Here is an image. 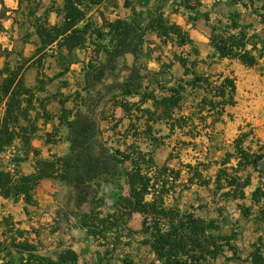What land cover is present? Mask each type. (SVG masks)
Here are the masks:
<instances>
[{"label":"trees","instance_id":"16d2710c","mask_svg":"<svg viewBox=\"0 0 264 264\" xmlns=\"http://www.w3.org/2000/svg\"><path fill=\"white\" fill-rule=\"evenodd\" d=\"M25 1L31 26L38 35L40 44L32 57H25L21 51L16 52L17 58L8 60L0 70V103H5L6 107L4 115L0 117V153L5 152L15 140H20L24 151L23 156L14 157V171L0 167V196H23L25 203L30 205L36 203L35 191L45 178L72 186L79 206L86 202L92 203L91 210L83 215L80 227L87 230L103 251L96 250L91 258L83 259L82 254L73 249L71 244L67 245L61 239L56 244L45 241L44 236L56 233L58 226H26L8 218L2 223L0 232V264H111L118 255L122 256V264H137L131 254L126 252L131 243L123 240L126 236L136 234L143 236L141 243L149 246L154 254V258L146 257L145 264H218L221 257L226 259L222 264H229L233 260L236 264H264L262 238L243 257L237 246L219 232V221L204 220L191 211H182L176 200L169 202L171 192L179 185H182L183 190L189 188L188 183H210V180L203 179L202 169H205L206 164H183L191 177L186 184H182L178 183L181 169L175 170L168 164L157 166L154 162L155 149L165 141L163 136L157 135L152 123L165 118L171 121V133L176 127L182 130L190 126L187 134L193 138L198 135V124L194 125L192 115L173 116L175 110L181 108L185 85L193 89L205 87L208 90V95L201 99L197 108L200 124L208 128V117H212V124L217 123L221 121L226 106L236 104L235 79L225 77L222 81L214 82L210 76L194 71L193 78L186 84L168 88L158 83L161 91L168 93L158 97L156 89H151L152 79L145 82L150 73L142 75L140 68L134 66L127 81L120 85L121 95L125 98L122 101L115 100L114 104L123 108L127 117L132 118L135 112L146 114V128L143 132L137 128L134 131L130 129L120 134L122 137L115 141L111 136L106 137V130L102 128V122L109 119L105 110L98 111L102 94L98 93L93 99L91 96H83L82 91L91 90L100 83L117 58L141 49L148 33L158 32L168 38L171 35L179 46H183L193 43L187 30L165 17L160 2L150 6L149 1L125 0V5L132 9L131 16L115 20L103 17L102 25L99 26L90 12L93 5L101 4L104 0H64L62 6L57 4V0H52L41 14V0H19V9ZM192 1L199 0H182L177 10L181 6L189 8ZM253 1L242 3L248 7ZM1 3L6 9L3 0ZM52 12L63 16L60 24L51 23L49 16ZM257 13L264 24V7L262 12L257 10ZM206 16L209 19L208 14ZM239 27L234 19L227 25L218 21L213 26L211 43L220 58L239 59L248 66L257 65L264 58V37L254 35L251 40L248 26L242 27L237 33L232 31ZM32 35V32H27L26 39ZM108 36L110 40L105 43ZM248 44H251V48H248ZM91 45L94 49L85 72V86L81 87L80 82H77V89L70 94H64L60 90L55 93L47 92L48 86L68 71L66 64L76 60L73 52L79 48L87 49ZM101 52L107 56L104 63L99 62ZM6 55L9 58L12 53L6 50ZM49 57L59 60L65 66L64 69L54 75L47 74L46 63ZM178 59L183 66H188L187 58L179 56ZM32 66L38 69L37 83L28 86L25 76ZM189 73L187 68L186 74ZM69 86L70 81L61 82V87ZM131 95H140L141 99L138 102L126 100ZM72 97L74 106L68 107L67 103ZM55 100L61 105L60 124L66 125L70 130V150L64 155L55 153L42 158L40 150L33 147L32 139L38 131L39 118L51 119L53 116L48 105ZM147 100L153 101L155 110L142 108ZM79 101L86 107L85 111L79 106ZM142 117L143 115L135 116L138 121ZM111 119L115 121L114 127H118L121 119L114 115ZM130 131L136 138L144 134L150 139L151 147L144 150L136 141L127 143L126 135ZM245 137L246 134H242L236 139L235 152L227 154L222 161L223 167L217 173L216 190L227 187L233 189V193L223 192V197L232 196L234 199L245 200V189L251 185L252 177L250 173L246 177L241 176L240 172L247 171L248 167L262 171L260 164L264 153L246 149ZM121 139L123 142H120ZM30 152L35 156L34 171L25 174L18 167L27 161ZM231 158L238 159L236 166H227ZM262 173L264 175V171ZM104 175L124 176L130 189L128 196L120 195L115 200L114 211L106 214L102 211L106 199L104 195H100V180ZM149 196L151 199H148ZM250 199V205L238 204L242 215L250 217L255 214L264 223L263 180L252 192ZM135 212L144 217L140 231L128 227ZM227 252H232V255H227Z\"/></svg>","mask_w":264,"mask_h":264},{"label":"crops","instance_id":"0c3cea01","mask_svg":"<svg viewBox=\"0 0 264 264\" xmlns=\"http://www.w3.org/2000/svg\"><path fill=\"white\" fill-rule=\"evenodd\" d=\"M1 1L0 70L4 68L8 60L17 58L16 52L21 51L25 57H32L40 44V39L31 26L26 1L21 9H19V0H3L6 9L3 8ZM147 1H149L148 5L150 6L160 2L165 17L187 30L193 43L179 46L176 39L173 40L171 35L168 38L158 32H150L147 34L141 49L136 53L127 52L117 58L113 67L108 69L103 80L91 90L82 91V95L91 96L95 99L98 93L102 94L103 97L98 111L105 110L109 116L108 120L102 122V128L106 130V137L111 136L115 141H118L122 137L120 134H124L130 129L134 131L137 128L143 132L146 128V114L135 112L132 118L127 117L128 115H126L124 109L114 104L115 100L122 101L125 98L121 95L120 85L127 81L134 66L140 68L142 75L150 73L145 82H148L150 78L152 79L151 89H156L158 97L168 94L161 91L158 83L168 88L178 86L181 83L186 84L188 80L193 78L194 71L203 76H210L214 82L222 81L225 77L234 78L237 86L236 104L226 106L221 121L217 123L212 124V117H208V128H204L197 117L198 104L204 96L208 95V90L205 87L193 89L185 85L186 89L183 92L184 98L181 108L176 109L173 116L192 115L194 125L198 124L196 130L198 135L196 137L193 138L187 134L191 129L190 126L182 130L176 127L171 133V121L165 118L152 123L157 135L163 136L165 141L163 145L157 147L154 151V162L157 166L168 164L175 170L181 169V177L178 183L186 184L191 177V173L183 164L202 162L206 164L205 169H202L203 179L210 180L208 185L188 183L189 188L183 190L182 185L177 186L174 192H171L169 202L176 200L181 210L184 211L180 197L182 198L188 193H194L195 200L191 201L193 206H190L191 208L186 206L188 211L195 213L196 210V216L204 220H222L225 214L222 204H217L216 211L212 213L213 194L226 191L233 193V189L231 190L230 187L220 191L215 188L217 173L223 167L222 161L227 157V154L235 152V141L242 134H246L244 138L246 149L251 152L264 153V58L254 66L245 65L239 59L220 58L211 43V36L213 26L218 21H222L223 25H227L234 19L240 27L232 30L233 32L237 33L242 27L248 26L247 31L251 40L254 39V35L264 37V24L261 21V16L257 13V10L259 12L263 11L264 0H254L249 3L248 7H245L242 3L247 0H199L198 2L192 1L189 8L181 6L179 10L177 8L182 0H144L143 2ZM51 3L52 0H41L39 14L43 13ZM63 3L64 0H57L59 6H62ZM90 14L93 16L95 23L101 26L103 17L109 20L128 18L132 14V9L125 5V0H104L101 4L93 5ZM206 14H208L209 19ZM49 19L52 24H60L63 16L57 12H52ZM27 32L33 33L29 39H26ZM109 40L110 37L108 36L104 42H109ZM248 48H251V44H248ZM93 49V45L87 49H76L73 52L76 60L66 64L69 68L68 71L62 77L54 80L48 86L47 92L55 93L60 90L64 94H70L77 89V82L78 84L80 82L81 87L85 86V72ZM6 50L12 53L9 58H7ZM64 54L68 55V52L64 51ZM179 56L187 58V67L179 61ZM106 60V54L101 52L99 62L104 63ZM64 67L59 60L49 57L46 63V73L54 75L62 71ZM187 68L190 70L189 74H186ZM37 74L38 69L34 66L27 70L25 81L28 86H34L37 83ZM63 80L70 81L71 86L61 87ZM73 99L72 97L67 103L68 107L74 106L75 101ZM140 99V95L126 97V100L130 102H138ZM81 102L79 101V106L85 111L86 107ZM5 108V103H0V117L4 115ZM142 108L155 110L152 100L143 103ZM48 109L53 116L51 119L39 118L38 131L32 139L33 147L40 150V157L42 158H48L55 153L64 155L70 150V142L68 141L70 130L66 125H61L59 120L61 105L55 100L48 105ZM112 115L117 119H121L118 127H114L115 121L111 119ZM142 115L143 117L139 121L135 118V116ZM132 131L126 135L127 143L136 141L144 150L151 147L149 138H146L144 134L139 138L133 137ZM49 134H52V136L49 137ZM120 142H123V139ZM23 155L24 151L20 140H15L5 152L0 153V167L14 171L16 168L13 161L14 157ZM34 162V153L30 152L27 161L22 162L18 168L25 174L32 173ZM237 164L238 159L231 158L227 166L231 167ZM263 164L264 157L260 164L262 171ZM262 171H256L253 167H248L247 171L240 172L241 176L246 177L250 173L252 177L251 185L245 189L247 198L249 194L247 189L249 188L252 194L260 184L259 181H264ZM183 173L185 174L184 179H182ZM255 177L258 183L253 184L255 183ZM100 183V195H104L106 199L105 205L102 207L104 214L114 211L113 204L120 195L128 196L130 193L129 185L124 176L110 177L104 175ZM34 196L36 203L30 205L25 203L23 196L9 198L0 196V229H2V223L8 218L12 219L13 222H22L26 226L32 224L58 226V231L52 235L58 236L54 244L61 239L67 245L71 244L73 249L82 254L83 259H87V255L83 253L82 239L79 238V235H84L83 238L86 239L87 243L95 241L86 229L80 227L82 217L91 210L92 203L86 202L79 206L76 191L72 186L49 178L41 181ZM229 198L231 202L241 203L240 199H234L232 196ZM148 199H151V196ZM196 200L201 203H196ZM106 205L110 207L105 209ZM200 210L204 211L201 212ZM252 216H255V214L250 217ZM143 219L141 213L135 212L129 221L128 227L140 231ZM134 221L140 222V225L133 227L132 222ZM65 237L72 240L66 241ZM130 239H133V237ZM95 242L98 244L97 241ZM152 255L154 256L153 253Z\"/></svg>","mask_w":264,"mask_h":264},{"label":"rangeland","instance_id":"374dc122","mask_svg":"<svg viewBox=\"0 0 264 264\" xmlns=\"http://www.w3.org/2000/svg\"><path fill=\"white\" fill-rule=\"evenodd\" d=\"M262 169L264 171V164L262 165ZM185 178V174H182V179ZM255 183H258L257 178L255 177ZM260 182V181H259ZM249 191L248 198L247 200H241V203L249 205L250 204V189H247ZM204 191V190H203ZM206 192V191H204ZM223 193V192H222ZM222 193L220 194H213V209L212 213L215 212L217 208V204H222L224 207V218L222 220H219V225H220V233L224 234L228 237L230 242L237 246L238 252L240 255L243 257H246L254 248V244L259 242V238H262L264 241V223L258 220L256 216L252 217H245L242 215V212L240 208L238 207L237 204L234 201L231 202L230 198L228 197H223ZM189 194V193H188ZM186 195L184 197H180V200L182 202V205L184 206V211H188L186 209L187 207L193 206V203H191L192 200H195L194 193H190L189 195ZM209 198V196H207ZM201 203L200 201L196 200V203ZM111 204V203H110ZM109 204V205H110ZM225 204V205H224ZM105 207V209H108V207ZM181 205V204H180ZM191 208V207H190ZM201 212L204 210H200ZM195 213L196 210L194 211ZM139 226L140 222H132V226ZM2 229H0V232ZM84 235H79V238L82 239V247H83V253L87 255V259L91 258L93 253L96 250H101L103 249L94 241V242H86V239L83 238ZM133 239H130L129 237H124V242H130L131 245L127 247L126 252H129L132 256V258L137 262V264H145V259L146 257H151L154 258V256L151 253L150 247L143 245L141 243L142 240V235L141 234H136V236H132ZM58 238V236H52V235H46L44 236V239L47 243H54V241ZM66 241H70L72 239L65 237ZM84 246H86L84 248ZM92 253V254H90ZM121 254V253H119ZM227 255H232V252H227ZM122 256L118 255L112 262L111 264H122L121 262ZM224 261H226L225 258L221 257L218 261V264H222ZM229 264H236V261H229Z\"/></svg>","mask_w":264,"mask_h":264}]
</instances>
